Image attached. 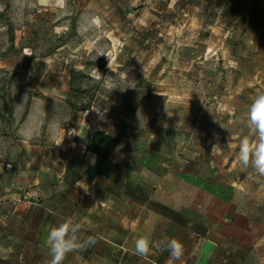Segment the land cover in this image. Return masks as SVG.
Segmentation results:
<instances>
[{
    "label": "rangeland",
    "instance_id": "rangeland-1",
    "mask_svg": "<svg viewBox=\"0 0 264 264\" xmlns=\"http://www.w3.org/2000/svg\"><path fill=\"white\" fill-rule=\"evenodd\" d=\"M211 1L0 0V101L71 117L60 124L74 130L68 145L78 146L83 122H105L129 163L173 151L177 173L218 163L225 177L249 176L238 152L264 90V18L223 24ZM10 81L25 89L11 94ZM3 109L10 117L11 105Z\"/></svg>",
    "mask_w": 264,
    "mask_h": 264
},
{
    "label": "crops",
    "instance_id": "crops-1",
    "mask_svg": "<svg viewBox=\"0 0 264 264\" xmlns=\"http://www.w3.org/2000/svg\"><path fill=\"white\" fill-rule=\"evenodd\" d=\"M232 1L230 7L211 1L224 10L217 17L223 24L252 26L264 18V0ZM230 10L236 18L227 17ZM16 86L25 89L10 81L11 94ZM0 103L12 107L10 117L0 111V264H45L48 232L66 218L95 242L68 253L63 264H168L165 250L137 256L140 237L179 240L184 252L174 264H264V176L254 169L229 178L209 163L196 173L181 165L177 173L173 151L141 152L129 163L132 153L117 144L97 157L86 151L87 141L96 131L117 139L109 123L83 122L78 146L68 145L65 136L74 130L60 124L71 117L27 99L15 106L7 96ZM46 120L52 129H43Z\"/></svg>",
    "mask_w": 264,
    "mask_h": 264
},
{
    "label": "clouds",
    "instance_id": "clouds-1",
    "mask_svg": "<svg viewBox=\"0 0 264 264\" xmlns=\"http://www.w3.org/2000/svg\"><path fill=\"white\" fill-rule=\"evenodd\" d=\"M247 127L250 135L240 140L238 163L245 169L252 167L260 176H264V90L258 91L248 106ZM80 231L81 225L74 223L71 218H66L51 228L46 237L51 258L45 264H63L68 253L83 250L95 242L93 237L81 238L78 235ZM153 249L168 251V264L181 260L184 252L183 244L175 238L157 243L146 237L135 240L134 252L137 256L147 258L153 253Z\"/></svg>",
    "mask_w": 264,
    "mask_h": 264
},
{
    "label": "trees",
    "instance_id": "trees-1",
    "mask_svg": "<svg viewBox=\"0 0 264 264\" xmlns=\"http://www.w3.org/2000/svg\"><path fill=\"white\" fill-rule=\"evenodd\" d=\"M116 144L117 139L103 131H96L89 137L86 151L97 157L105 158L114 149Z\"/></svg>",
    "mask_w": 264,
    "mask_h": 264
},
{
    "label": "built area",
    "instance_id": "built-area-1",
    "mask_svg": "<svg viewBox=\"0 0 264 264\" xmlns=\"http://www.w3.org/2000/svg\"><path fill=\"white\" fill-rule=\"evenodd\" d=\"M4 169H5L6 171L10 170V169H11V165H10V163H5V164H4Z\"/></svg>",
    "mask_w": 264,
    "mask_h": 264
}]
</instances>
